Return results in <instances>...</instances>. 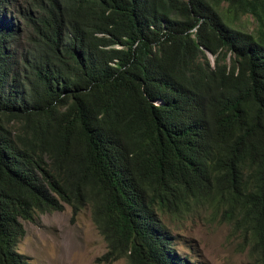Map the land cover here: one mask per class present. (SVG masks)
<instances>
[{"label":"trees","instance_id":"1","mask_svg":"<svg viewBox=\"0 0 264 264\" xmlns=\"http://www.w3.org/2000/svg\"><path fill=\"white\" fill-rule=\"evenodd\" d=\"M198 204L264 264V0H0V264L66 206L102 263L189 264Z\"/></svg>","mask_w":264,"mask_h":264},{"label":"rangeland","instance_id":"2","mask_svg":"<svg viewBox=\"0 0 264 264\" xmlns=\"http://www.w3.org/2000/svg\"><path fill=\"white\" fill-rule=\"evenodd\" d=\"M249 29L252 20L248 19ZM34 222L21 221L25 236L17 246L30 264H128L125 259L102 263L106 244L93 224L88 206L73 215L66 206L61 212L36 213ZM172 247L189 264H260L249 235L244 234L222 210L193 205L177 216L160 215Z\"/></svg>","mask_w":264,"mask_h":264}]
</instances>
